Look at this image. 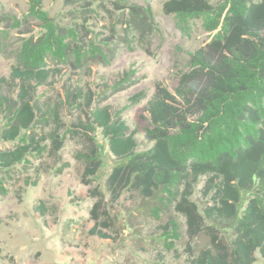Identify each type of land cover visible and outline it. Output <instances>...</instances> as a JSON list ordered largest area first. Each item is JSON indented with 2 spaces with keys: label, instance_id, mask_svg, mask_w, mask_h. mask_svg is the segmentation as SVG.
<instances>
[{
  "label": "trees",
  "instance_id": "16d2710c",
  "mask_svg": "<svg viewBox=\"0 0 264 264\" xmlns=\"http://www.w3.org/2000/svg\"><path fill=\"white\" fill-rule=\"evenodd\" d=\"M41 4L31 0L23 20H38L43 32L22 40L10 74L11 80L19 81V101L6 107L8 118L0 132V140L16 142L12 149L0 151V170L5 173L27 163L33 150L41 152L43 138L30 131L41 120L46 122L49 110L38 120L40 110L30 93L55 71L49 63L80 69L106 57L94 43L82 46L72 28L56 26ZM116 4L128 10L135 25L146 26L153 18L149 4L141 7L131 0ZM162 11L182 36L190 37L199 25L208 42L189 54L187 71L180 74L174 94L156 85L144 131L152 143L148 150L135 151L133 135L121 119L141 95H133L130 106L113 114L106 106L93 107L89 124L83 126L85 151L75 155L84 166L81 183L89 186L99 171L101 160L92 133L100 128L116 157L105 180L109 201L116 203L125 192L146 201L137 212L158 223L167 251L183 237L182 218L189 241L208 238L196 264H255L256 253L264 264V0H165ZM5 34L0 33V47ZM133 76V71L125 73L106 89L103 100L133 86ZM65 99L77 102L84 95L78 91L73 96L66 90ZM91 104L88 96L86 105ZM76 105L80 107L79 102ZM65 138L58 136L57 128L53 130V151L62 149ZM202 178V194L209 201L200 211L191 197ZM6 193L0 183V195ZM88 193L97 198L90 211L91 234L109 238L98 230L111 223L103 195L97 189ZM222 228L232 231L230 241L218 233Z\"/></svg>",
  "mask_w": 264,
  "mask_h": 264
},
{
  "label": "rangeland",
  "instance_id": "374dc122",
  "mask_svg": "<svg viewBox=\"0 0 264 264\" xmlns=\"http://www.w3.org/2000/svg\"><path fill=\"white\" fill-rule=\"evenodd\" d=\"M30 1L0 0V33H6L1 36L4 38L0 47V132L8 118L6 107L19 101V81L10 77L16 49L22 40L43 32L38 20H23ZM117 1L41 0V10L56 26L72 28L82 46L94 43L106 57L80 69L50 62L49 67L55 71H51L45 84L30 93V100L40 110L37 119L41 120L46 110L49 114L46 122L41 120L30 131L43 138L41 152L33 150L27 163L14 166L7 173L0 170V183L7 191L0 195V264H196L199 249L208 242V238L189 241L184 220L179 218L183 237L169 252L158 223L137 212L146 203L139 195L125 192L116 203L109 201L105 180L116 157L100 128L92 133L101 160L99 171L89 186L81 183L84 166L75 155L85 151L82 132L87 130L83 126L89 124L93 107L106 106L113 114L130 106L133 95H141L138 103L122 112L121 119L133 135L135 151L148 150L152 143L146 140L144 131L150 120L148 102L156 85L174 94L180 74L187 71L189 54L208 42L199 25L190 37L182 36L173 19L163 14L165 0H131L152 8L153 18L146 26L133 24L128 10L120 8ZM129 71L134 72L131 80L135 84L103 100L106 89ZM66 90L73 96L81 91L84 100L77 101L80 107L72 100L65 102ZM88 96L92 97L89 107ZM55 128L58 136L66 135L59 152L53 151L50 144ZM15 143L0 140V151L12 149ZM65 164L68 167L56 174ZM203 184L202 178L191 197L200 211L209 201L202 194ZM89 189H97L103 195L111 223L98 230L109 238L91 234L94 221L90 211L97 198L89 196ZM218 233L225 241L233 237L228 228ZM255 257V264H261L258 253Z\"/></svg>",
  "mask_w": 264,
  "mask_h": 264
}]
</instances>
